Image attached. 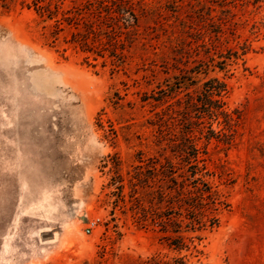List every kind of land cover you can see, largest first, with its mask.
Returning <instances> with one entry per match:
<instances>
[{
  "label": "rangeland",
  "instance_id": "374dc122",
  "mask_svg": "<svg viewBox=\"0 0 264 264\" xmlns=\"http://www.w3.org/2000/svg\"><path fill=\"white\" fill-rule=\"evenodd\" d=\"M85 1L0 0V264H264V0ZM211 78L194 162L162 120Z\"/></svg>",
  "mask_w": 264,
  "mask_h": 264
},
{
  "label": "trees",
  "instance_id": "16d2710c",
  "mask_svg": "<svg viewBox=\"0 0 264 264\" xmlns=\"http://www.w3.org/2000/svg\"><path fill=\"white\" fill-rule=\"evenodd\" d=\"M27 1V0H24ZM35 7L36 10L42 11V13H46L47 16H52L57 12L58 4H62L64 0H28ZM105 0H86L85 8L89 9L93 3L101 4ZM51 6L53 9H51ZM225 93V85L219 82L216 78H211L203 82L202 90L199 95L195 97L186 94V99L184 102L176 101L177 107H184L181 111H173L171 112L165 120L162 122H166L164 126H167V130L170 133H173L172 137L174 140L170 139L172 142L178 140L179 142L174 152L178 154V156L183 157L188 155L191 156L193 161L197 160V154L199 150L196 148L194 144L193 132L194 128L203 124L201 121L204 117L212 118L216 116H222L224 122L230 127L231 117L222 110L223 103L220 99H218L221 94ZM217 97V98H213ZM181 105V106H180ZM194 112V116L191 114ZM176 115V116H174ZM195 121H192V119ZM176 131V134L174 133ZM199 134L202 133V128L198 129ZM203 138L206 141H209L211 138L215 136V133L212 129L207 128L206 133H204ZM195 167V166H194ZM196 168V167H195ZM196 172H193L195 174ZM173 173H171L172 176ZM171 185L169 189L172 190L175 194L169 195V205L170 209L173 210V207H176L180 210L182 207L186 211L188 216H191V219L199 226L205 225V222L201 221V217L203 216L201 209L205 206L203 204V194H208V198L211 196L209 194V187L203 183L199 178L194 179L191 183L193 191L186 190L187 185L182 181L181 183H177L173 177L170 179ZM199 185H202L203 188H200ZM194 194V196H191ZM209 225L214 224L215 219L209 218L207 219ZM170 225H174L176 228L179 227L176 221H170ZM174 234H178L179 230L175 229L171 231ZM179 236H176L175 240H180Z\"/></svg>",
  "mask_w": 264,
  "mask_h": 264
},
{
  "label": "built area",
  "instance_id": "2783aa9c",
  "mask_svg": "<svg viewBox=\"0 0 264 264\" xmlns=\"http://www.w3.org/2000/svg\"><path fill=\"white\" fill-rule=\"evenodd\" d=\"M94 225H95V221H90V222H89V227L86 229V233H89L91 227H93Z\"/></svg>",
  "mask_w": 264,
  "mask_h": 264
}]
</instances>
